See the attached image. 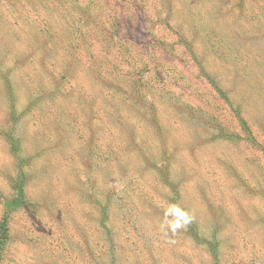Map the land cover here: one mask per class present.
<instances>
[{
  "label": "rangeland",
  "instance_id": "374dc122",
  "mask_svg": "<svg viewBox=\"0 0 264 264\" xmlns=\"http://www.w3.org/2000/svg\"><path fill=\"white\" fill-rule=\"evenodd\" d=\"M1 228L0 264H264V0H0Z\"/></svg>",
  "mask_w": 264,
  "mask_h": 264
},
{
  "label": "trees",
  "instance_id": "16d2710c",
  "mask_svg": "<svg viewBox=\"0 0 264 264\" xmlns=\"http://www.w3.org/2000/svg\"><path fill=\"white\" fill-rule=\"evenodd\" d=\"M120 19V17L118 16H115L114 17V22L118 24V20ZM120 25V24H119ZM159 48H163V45L160 43L159 44ZM165 49L167 50L168 48L165 46ZM151 63L148 61V62H144L141 64V67L139 68V70L141 72L143 71H148L150 72L151 70ZM142 74V73H141ZM140 75V74H138ZM207 78L209 79V81L211 82V84H213V81L209 78V76H207ZM139 81V80H138ZM141 84L142 82L139 81ZM136 87H139L138 85H136ZM220 95L227 101L229 102L231 105H232V111L233 113L235 114V116L237 117V121L239 123V125L241 126L243 132L245 133V135H248V137L250 139H253L252 141L255 142V144H257L256 140H254V137H253V133L251 131V128L249 126V123L247 121V119L244 117L242 111L235 105H233L232 103H235L230 96H228V94H226V92H224V90H222V88L220 89ZM36 100L34 99L31 104H33ZM19 118L15 119V118H12V122L11 124L9 125L8 127V130L5 132V136H6V139L10 145V148L12 150V154L13 156L15 157L16 159V164L22 169V166H25L27 163H28V158L22 154V150H21V145H22V137L21 135L19 134L18 131L19 130V125H16L17 122H19L18 120ZM235 135V133H233ZM238 136V135H237ZM224 137H227V138H236L234 136H230L229 134L225 133L224 134ZM166 179V177H165ZM167 180V179H166ZM17 187L18 185H21L19 184L18 182H16L15 184ZM20 192L19 194H23L22 193V189L19 188ZM19 201V200H17ZM17 201H13L12 205H10V207L8 206L7 208V214L6 216L3 218V220H5L6 222L8 221L9 219V216H10V213L11 211L10 210H13V207L17 206L19 204V202ZM170 203H171V206H175L176 205V209H175V212H176V216L179 217L181 223L183 225H185L186 228H188V231H190V233H192L193 235V239L195 241H200V242H203V243H207L209 249L211 250V255H213L215 258H217L218 256V249L219 247H217V244H218V241L215 239V238H211V237H208L207 235H204V234H200V232H198V230L196 229V223L195 221L192 219V217L190 216V214L186 211H184L181 207H179V204H177V200H175L173 197L170 198ZM22 204V203H21ZM20 205V204H19ZM12 206V207H11ZM187 213L188 216L190 217V220L189 222L185 223L184 222V219L181 215V213ZM106 219L104 220V222L107 220V215L105 213L102 214ZM103 222V224H104ZM7 233V234H6ZM9 236V232L7 230V228L3 229L1 228V232H0V250L1 248L4 247V245L7 243V238ZM217 260V259H215Z\"/></svg>",
  "mask_w": 264,
  "mask_h": 264
},
{
  "label": "clouds",
  "instance_id": "9594fccd",
  "mask_svg": "<svg viewBox=\"0 0 264 264\" xmlns=\"http://www.w3.org/2000/svg\"><path fill=\"white\" fill-rule=\"evenodd\" d=\"M181 215H182L185 223L189 222L190 217L188 216V214L186 212L185 213H181Z\"/></svg>",
  "mask_w": 264,
  "mask_h": 264
}]
</instances>
